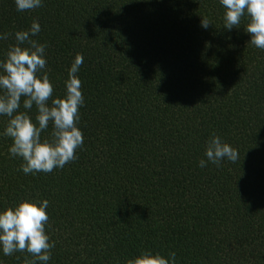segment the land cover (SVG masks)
Masks as SVG:
<instances>
[{
    "label": "trees",
    "instance_id": "obj_1",
    "mask_svg": "<svg viewBox=\"0 0 264 264\" xmlns=\"http://www.w3.org/2000/svg\"><path fill=\"white\" fill-rule=\"evenodd\" d=\"M224 13L219 0H43L23 13L0 0V32L40 23L54 97L84 58L75 160L25 175L0 136V209L49 201L48 264H126L144 250L174 252L176 264H264V49L247 14L228 30ZM14 42L0 41V60ZM213 134L239 158L201 168ZM26 256L0 252V264Z\"/></svg>",
    "mask_w": 264,
    "mask_h": 264
},
{
    "label": "clouds",
    "instance_id": "obj_2",
    "mask_svg": "<svg viewBox=\"0 0 264 264\" xmlns=\"http://www.w3.org/2000/svg\"><path fill=\"white\" fill-rule=\"evenodd\" d=\"M219 2L225 8L224 27L228 30L237 27L247 14L250 21L245 31L251 35L250 42L264 49V0ZM42 5L43 0H15L16 10L21 13ZM210 24L209 18H202L204 29ZM40 32L41 25L37 20H33L27 30H18L14 34L0 32V41L13 36L15 41L0 60V116L8 117L0 136L11 138L9 155L22 158L20 170L25 175L63 169L77 158L76 150L84 144L83 133L78 127L80 108L85 102L78 76L84 58L81 54L75 56L68 69L64 95L54 97L53 84L44 72L47 45L33 39ZM21 103L24 111L20 110ZM34 105L37 114L33 120L29 113ZM50 124V135L42 137ZM204 155L207 161L200 160L201 168L207 162L219 166L225 159L235 162L239 158L238 150L215 134L207 141ZM48 206L47 199H23L12 207L0 209V252L3 256L26 252L31 258L26 256L25 264H48L55 247L46 231ZM126 264H176V254L173 252L165 257L144 250L129 258Z\"/></svg>",
    "mask_w": 264,
    "mask_h": 264
}]
</instances>
